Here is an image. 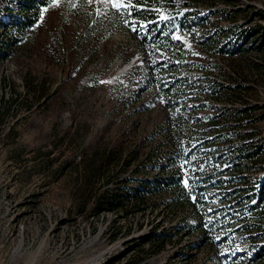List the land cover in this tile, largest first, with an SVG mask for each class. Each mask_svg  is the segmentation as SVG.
I'll return each instance as SVG.
<instances>
[{
  "label": "rangeland",
  "instance_id": "1",
  "mask_svg": "<svg viewBox=\"0 0 264 264\" xmlns=\"http://www.w3.org/2000/svg\"><path fill=\"white\" fill-rule=\"evenodd\" d=\"M185 1L153 0L160 21L184 11L200 19L175 23L176 46L149 57L122 18L136 0H46L34 14L22 8L29 0H0V45H8L0 50V264H264V256L252 260L243 217L227 215L216 231L229 234L210 243L186 225L200 213L169 201L176 189L146 193L138 204L129 198L139 179L183 163L170 160L172 136L163 125L170 113L155 84L140 94L150 61L169 58L174 66L163 77L191 83L171 112L183 118L176 132L183 150H198L192 158L203 167L230 165L217 162L212 148L242 143L238 132L264 140V0ZM29 14L33 25H15ZM250 27L254 47L217 52L231 33ZM211 83L229 88L213 99L205 91ZM247 106L249 115L234 117ZM220 135L226 141H212ZM256 163L264 164V153ZM263 176L254 169L248 179ZM103 189L118 193L122 206L97 215L89 197ZM219 189H207L204 221L237 211L211 193ZM154 229L170 237L156 252L143 241Z\"/></svg>",
  "mask_w": 264,
  "mask_h": 264
},
{
  "label": "trees",
  "instance_id": "2",
  "mask_svg": "<svg viewBox=\"0 0 264 264\" xmlns=\"http://www.w3.org/2000/svg\"><path fill=\"white\" fill-rule=\"evenodd\" d=\"M27 1V0H26ZM46 0H29V3L22 6L25 13L34 14V6H38ZM235 0H186L185 4H197L203 2L206 4H233ZM143 2L145 4L141 7L139 4ZM153 0H136V5L130 9L122 10V18L129 20L136 27L134 29V37L138 45L146 48L147 53L150 56L160 55L163 52L167 54L172 51V48L176 46L178 40L174 38L173 32L175 29V23H178L180 28L188 27L190 24H194V20H199L200 16L194 14L192 17L188 15L190 11H184L182 14L171 13L169 18L160 21L157 17L155 9L152 6ZM151 5V7H149ZM216 11L215 9H213ZM225 10H222V12ZM36 12V11H35ZM215 13V12H214ZM27 21L18 19L14 21L18 27H28L33 25L34 18L30 15ZM191 19V21H190ZM25 20V19H24ZM13 22V21H11ZM203 21H199L202 23ZM143 26V27H141ZM145 28V29H143ZM143 29V33L142 30ZM256 28L242 29L239 32L231 33L228 43L217 47V52L222 54H238L245 50H249L254 45L250 46V38L258 36L256 35ZM260 31H258L259 33ZM239 33V34H238ZM238 34V36L236 35ZM236 36V37H235ZM237 38V39H234ZM198 44L206 47L209 45L207 38H201L197 40ZM7 44L0 45V50L7 47ZM4 54L0 51V60L3 59ZM174 66V63L166 57L161 58L158 61H150L148 67V75L145 79V85L140 88V94L148 90L153 84H155L154 95L159 96L162 103L168 107V115H166L163 125L165 128L170 129L172 136V152L173 155L170 160L175 161L178 158L183 160L182 164H175L173 168L166 172L167 168L162 166L160 174L152 176L150 178L139 179V184L133 187L130 197L132 202L138 204L144 201L146 193L162 191L167 188H174L175 194L169 198L171 204H188L192 209L200 213V218L194 224H186L188 228L199 230L203 238L211 241L217 236L220 239L226 238V235H220L216 231L220 226H224V218L228 215H238L243 217L240 223V227L244 228L248 233L247 238L253 245L252 260L258 257L264 256V176L262 178L256 177L254 182H250L248 176L254 169L264 170V164L256 165V161L264 153V140L254 141L251 139L255 134L253 130L238 132V137L244 139L242 143H234L233 145L226 146L223 150L219 147L212 148L215 151V158L217 162L221 163L224 160H231L230 165L225 167L213 166L211 168L203 167L202 160L193 159V154L198 151L193 148L183 150L181 139L176 132H179L180 122L183 120L182 116L171 111L178 103L179 98L184 91L189 90L191 83L187 77L173 75L170 80H166L163 74L167 69ZM236 90L246 89L244 85L236 83L234 85ZM222 88H229L227 85L218 87L211 83L207 85L205 91L213 99H219ZM31 93L35 96L38 95V89L34 88ZM253 106H247L237 109L234 113L236 118L242 119L249 115ZM226 141L225 135H220L212 141ZM210 139H207V144L210 143ZM193 160V161H191ZM196 166H191V164ZM166 172V173H164ZM126 182V180L124 181ZM224 188L218 191H212L220 201H229L230 207H234L233 212L225 211L221 213L220 219L216 217V221H204V215L207 213L206 205L210 200L208 199L210 188ZM92 198V199H91ZM89 199L93 202V209L96 214H101L106 209H117L121 207L122 202L118 193L110 192L108 189H103L100 192L94 193ZM236 206V207H235ZM247 216V217H246ZM149 233L144 237L145 242L150 243L151 247H154V251H158L164 246L165 242L170 239L166 232ZM189 232V231H188ZM259 242V243H258ZM125 264H141L137 262H128Z\"/></svg>",
  "mask_w": 264,
  "mask_h": 264
},
{
  "label": "snow or ice",
  "instance_id": "3",
  "mask_svg": "<svg viewBox=\"0 0 264 264\" xmlns=\"http://www.w3.org/2000/svg\"><path fill=\"white\" fill-rule=\"evenodd\" d=\"M114 7H116V8H119V7H121V5H119V4H114ZM47 9H45V11H46Z\"/></svg>",
  "mask_w": 264,
  "mask_h": 264
}]
</instances>
